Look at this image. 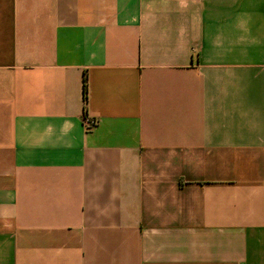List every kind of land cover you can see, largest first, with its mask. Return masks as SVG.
I'll list each match as a JSON object with an SVG mask.
<instances>
[{
  "label": "crops",
  "instance_id": "obj_1",
  "mask_svg": "<svg viewBox=\"0 0 264 264\" xmlns=\"http://www.w3.org/2000/svg\"><path fill=\"white\" fill-rule=\"evenodd\" d=\"M0 264H264V0H0Z\"/></svg>",
  "mask_w": 264,
  "mask_h": 264
},
{
  "label": "built area",
  "instance_id": "obj_2",
  "mask_svg": "<svg viewBox=\"0 0 264 264\" xmlns=\"http://www.w3.org/2000/svg\"><path fill=\"white\" fill-rule=\"evenodd\" d=\"M84 125L87 128V130H91L96 127L97 121L95 119H92L90 117L85 116L84 117Z\"/></svg>",
  "mask_w": 264,
  "mask_h": 264
},
{
  "label": "trees",
  "instance_id": "obj_3",
  "mask_svg": "<svg viewBox=\"0 0 264 264\" xmlns=\"http://www.w3.org/2000/svg\"><path fill=\"white\" fill-rule=\"evenodd\" d=\"M85 100L87 101V91L85 89Z\"/></svg>",
  "mask_w": 264,
  "mask_h": 264
}]
</instances>
